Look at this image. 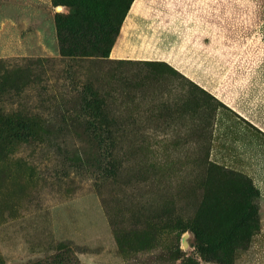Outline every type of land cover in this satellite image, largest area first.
Returning a JSON list of instances; mask_svg holds the SVG:
<instances>
[{
  "label": "rangeland",
  "instance_id": "rangeland-1",
  "mask_svg": "<svg viewBox=\"0 0 264 264\" xmlns=\"http://www.w3.org/2000/svg\"><path fill=\"white\" fill-rule=\"evenodd\" d=\"M1 5L0 264H264V0Z\"/></svg>",
  "mask_w": 264,
  "mask_h": 264
},
{
  "label": "crops",
  "instance_id": "crops-1",
  "mask_svg": "<svg viewBox=\"0 0 264 264\" xmlns=\"http://www.w3.org/2000/svg\"><path fill=\"white\" fill-rule=\"evenodd\" d=\"M5 1H10V0H5ZM1 2L2 0H0V17H1V7H2ZM6 17H9V16H6ZM3 32H5L4 28H3ZM1 36H2V27H1V21H0V48H1Z\"/></svg>",
  "mask_w": 264,
  "mask_h": 264
}]
</instances>
